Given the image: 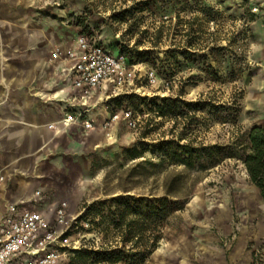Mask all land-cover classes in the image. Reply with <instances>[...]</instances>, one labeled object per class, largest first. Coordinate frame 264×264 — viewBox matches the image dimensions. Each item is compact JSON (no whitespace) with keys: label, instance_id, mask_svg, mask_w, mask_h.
I'll return each mask as SVG.
<instances>
[{"label":"rangeland","instance_id":"374dc122","mask_svg":"<svg viewBox=\"0 0 264 264\" xmlns=\"http://www.w3.org/2000/svg\"><path fill=\"white\" fill-rule=\"evenodd\" d=\"M33 5L77 25L82 34H96L132 67L129 94L114 102L129 109V127L118 121L101 126L98 134L62 141V154L45 173L51 203L67 204L69 235L76 236L79 250L115 245L112 233L78 220L91 205L116 196L167 197L177 208L144 264H252L264 250V199L241 159L249 130L264 126V0H34ZM56 51L66 50L55 48L51 61H60L53 58ZM164 98L179 101L185 115L160 117L157 107ZM236 106L234 121L229 112ZM169 140L229 153L208 169L160 164L152 148ZM134 148L143 153L131 160Z\"/></svg>","mask_w":264,"mask_h":264},{"label":"crops","instance_id":"0c3cea01","mask_svg":"<svg viewBox=\"0 0 264 264\" xmlns=\"http://www.w3.org/2000/svg\"><path fill=\"white\" fill-rule=\"evenodd\" d=\"M33 1L0 0V213L5 205L17 203L52 219L58 203H51L44 181L50 160L62 154V141L69 144L101 132L111 111L104 94H96L88 102L92 130L59 124L65 113L79 111L81 105L70 64L51 61L50 54L57 47L73 49L80 30L55 20L52 12L37 11ZM50 124L56 129H49Z\"/></svg>","mask_w":264,"mask_h":264},{"label":"built area","instance_id":"2783aa9c","mask_svg":"<svg viewBox=\"0 0 264 264\" xmlns=\"http://www.w3.org/2000/svg\"><path fill=\"white\" fill-rule=\"evenodd\" d=\"M55 60L70 64L72 87L80 100L81 109L67 112L59 121L64 129L81 125L84 130L94 128L88 102L96 94L110 100L129 94L132 67L122 54L111 53L96 34H78L74 48L53 53ZM152 76V74H151ZM123 121L129 127V109L112 108L102 127ZM56 129V124L48 125ZM4 178L0 176V212ZM38 195V192H36ZM67 204L61 202L53 218L37 210L21 209L19 204H7L0 213V264H62L80 249L76 236H70Z\"/></svg>","mask_w":264,"mask_h":264},{"label":"trees","instance_id":"16d2710c","mask_svg":"<svg viewBox=\"0 0 264 264\" xmlns=\"http://www.w3.org/2000/svg\"><path fill=\"white\" fill-rule=\"evenodd\" d=\"M118 99L120 98L108 102L113 104L115 110L119 107V103L114 105ZM124 99L128 100L129 97ZM151 102L155 103V100ZM162 102L163 106L157 107V114L160 117L168 116L176 120L185 115L178 108L179 101L164 98ZM229 113L235 121L239 113L238 106L230 108ZM152 151L159 154L160 164L167 162L171 165L199 169L214 167L222 160L223 154L229 153V149L219 146L190 148L174 140L160 142L153 146ZM142 153L134 148L129 151V158L139 159ZM241 163L249 181L264 199V126H254L249 130L246 152ZM177 205L167 197L131 195L116 196L110 201L91 205L78 220L87 222L95 228L103 227L105 235L112 233L116 239L115 245L109 248L101 247L97 251H73L68 264H144L158 248L162 239L161 229ZM252 264H264V250L255 254Z\"/></svg>","mask_w":264,"mask_h":264}]
</instances>
